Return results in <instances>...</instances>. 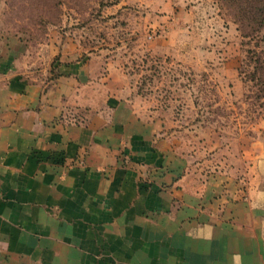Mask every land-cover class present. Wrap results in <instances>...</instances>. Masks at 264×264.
Here are the masks:
<instances>
[{
  "label": "crops",
  "instance_id": "crops-1",
  "mask_svg": "<svg viewBox=\"0 0 264 264\" xmlns=\"http://www.w3.org/2000/svg\"><path fill=\"white\" fill-rule=\"evenodd\" d=\"M3 37L0 264H264L256 155L246 190L193 172L114 62Z\"/></svg>",
  "mask_w": 264,
  "mask_h": 264
},
{
  "label": "rangeland",
  "instance_id": "rangeland-1",
  "mask_svg": "<svg viewBox=\"0 0 264 264\" xmlns=\"http://www.w3.org/2000/svg\"><path fill=\"white\" fill-rule=\"evenodd\" d=\"M118 1L0 0V32L35 61L41 45L68 33L85 55L114 62L165 122L166 143L195 157L193 172L224 173L246 190L241 158L256 155L264 204V30L251 29L253 13L231 0Z\"/></svg>",
  "mask_w": 264,
  "mask_h": 264
},
{
  "label": "trees",
  "instance_id": "trees-1",
  "mask_svg": "<svg viewBox=\"0 0 264 264\" xmlns=\"http://www.w3.org/2000/svg\"><path fill=\"white\" fill-rule=\"evenodd\" d=\"M239 3L243 13H253L250 19H247L252 26L253 31L264 30V0H231ZM246 15V14H245Z\"/></svg>",
  "mask_w": 264,
  "mask_h": 264
}]
</instances>
